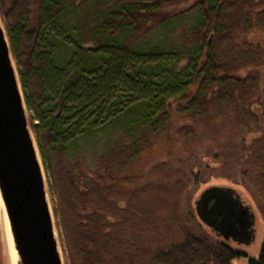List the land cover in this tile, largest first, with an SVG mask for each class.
<instances>
[{
  "label": "trees",
  "instance_id": "trees-1",
  "mask_svg": "<svg viewBox=\"0 0 264 264\" xmlns=\"http://www.w3.org/2000/svg\"><path fill=\"white\" fill-rule=\"evenodd\" d=\"M0 18L67 264L247 257L184 211L209 165L158 163L146 177L164 184L129 169L159 144L203 145L240 172L264 218V39L250 40L264 38V0H0ZM248 264H264V239Z\"/></svg>",
  "mask_w": 264,
  "mask_h": 264
},
{
  "label": "water",
  "instance_id": "water-1",
  "mask_svg": "<svg viewBox=\"0 0 264 264\" xmlns=\"http://www.w3.org/2000/svg\"><path fill=\"white\" fill-rule=\"evenodd\" d=\"M0 201L8 218L18 264H64L45 171L28 123L16 65L1 18ZM196 212L200 220L227 243L248 245L255 239V216L232 189L206 190L196 202ZM5 259L9 264L6 254Z\"/></svg>",
  "mask_w": 264,
  "mask_h": 264
},
{
  "label": "rangeland",
  "instance_id": "rangeland-1",
  "mask_svg": "<svg viewBox=\"0 0 264 264\" xmlns=\"http://www.w3.org/2000/svg\"><path fill=\"white\" fill-rule=\"evenodd\" d=\"M180 6H188V4H181ZM179 7V6H178ZM163 33L159 32L152 36L150 43H159L162 42ZM162 38V40H161ZM263 36L261 34H255L250 36V40L254 42H262ZM253 109L256 113L259 114V105L256 103L253 105ZM175 124H181V121L177 115H173ZM201 133V132H200ZM260 133H264V130H260ZM251 133L248 137V143L251 140ZM201 136L203 134H200ZM102 144L98 141H87V162L89 166L93 167V160L96 152L101 148ZM85 148V149H86ZM208 151L207 148L201 145L197 150L192 151L190 154L186 153L182 147L181 142L170 141L166 144H159L153 148L150 152L140 156L138 161L129 169L131 174L141 175L143 177L142 183H157L164 184V182H157L152 178H147L146 175L150 169L157 165L158 163L168 162L171 167H176L177 161H185L186 164L191 165L193 170L196 172L197 168L200 165H209L213 171L211 172H202L201 177L198 183L194 181L189 182V188L187 191V197L184 201V211L187 214L194 216L196 223L205 231L211 234V229H209L205 224H203L197 217L196 214V202L199 200L200 196L208 189L220 187V188H229L236 192L240 196L242 202L248 206L255 216V239L251 244H241L238 245L234 242H229L233 249L240 250L246 253L247 257H242L234 260L233 264H248V260L258 259L261 251V246L264 239V218L260 210V201L255 196L254 191L248 182L243 181L241 174L238 170L230 165H224L221 167L218 163L211 162L212 160L206 157ZM49 193V192H48ZM50 198V204L52 211L54 213V204H52V197ZM120 206L125 208L126 202H120ZM54 215V214H53ZM55 228L57 231V237L60 245V249L63 255L64 264H67L66 257L62 248V243L60 239V228L57 227L58 219L54 215ZM0 264H7L5 259L4 247L1 238V229H0Z\"/></svg>",
  "mask_w": 264,
  "mask_h": 264
},
{
  "label": "bare ground",
  "instance_id": "bare-ground-1",
  "mask_svg": "<svg viewBox=\"0 0 264 264\" xmlns=\"http://www.w3.org/2000/svg\"><path fill=\"white\" fill-rule=\"evenodd\" d=\"M0 224L2 229V241L5 248L6 258L9 264H18V256L13 245L8 218L5 209L0 201Z\"/></svg>",
  "mask_w": 264,
  "mask_h": 264
},
{
  "label": "flooded vegetation",
  "instance_id": "flooded-vegetation-1",
  "mask_svg": "<svg viewBox=\"0 0 264 264\" xmlns=\"http://www.w3.org/2000/svg\"><path fill=\"white\" fill-rule=\"evenodd\" d=\"M255 226V225H254ZM241 244H243V243H241Z\"/></svg>",
  "mask_w": 264,
  "mask_h": 264
}]
</instances>
